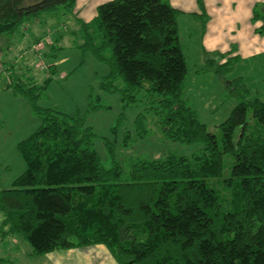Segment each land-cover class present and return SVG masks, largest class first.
<instances>
[{
    "label": "trees",
    "instance_id": "trees-1",
    "mask_svg": "<svg viewBox=\"0 0 264 264\" xmlns=\"http://www.w3.org/2000/svg\"><path fill=\"white\" fill-rule=\"evenodd\" d=\"M76 1L0 0V42L73 17ZM179 16L166 0H112L88 23L75 18L67 46L65 23L48 27L54 35L39 54L49 62L42 82L30 64H2L0 91L24 100L39 125L16 147L24 172L9 188L0 186V239L21 238L32 257L103 246L116 264H264V101L245 96L219 126L220 138L209 133L182 97L187 71ZM251 23L264 37V5L253 8ZM65 49L90 51L106 67L96 89L117 94L122 108L111 136L135 108L139 139L156 131L170 143L200 147L190 155L119 162L115 139L101 138L102 159L84 120L109 108L101 96L89 89L82 116L39 105ZM232 50L204 52L206 63L219 72L236 59ZM132 144L126 131L121 147Z\"/></svg>",
    "mask_w": 264,
    "mask_h": 264
},
{
    "label": "rangeland",
    "instance_id": "rangeland-1",
    "mask_svg": "<svg viewBox=\"0 0 264 264\" xmlns=\"http://www.w3.org/2000/svg\"><path fill=\"white\" fill-rule=\"evenodd\" d=\"M75 18L77 17L74 13L73 17L67 20L59 16L52 19L44 28L35 26L9 42H0V73L5 74L3 63H8L7 66L5 65L6 68L12 63L17 66L27 63L32 67L38 81L42 82L46 65L49 62L42 60L39 54L43 53L42 45L50 42L54 35V31L47 34L46 30L48 27H56L65 23L63 27L67 29V32L64 28L65 40L63 43L67 46V41H71V32L77 25ZM178 23L179 45L186 61L187 71L182 97L188 101L198 121L206 126L209 133L219 139V126L229 117L234 107L245 99V96L247 100L264 101V53H259L256 50L258 52L255 56L244 57L240 52L238 54L236 46H234L231 48L233 49L231 56L236 59L230 60L219 72H215L216 64L211 66L206 63L207 57L204 52L208 53L205 48L207 44L200 32L194 30L192 21H183L179 18ZM254 35L255 47L260 48V44L264 46V37L256 35L255 30ZM37 38L42 40L38 46L35 42ZM244 44L249 45L247 42ZM236 45L238 47L239 44ZM225 62L224 59L220 64ZM56 63V75L46 90V98L39 105L45 108L59 109L70 116L75 114L82 116L87 111L89 89L101 96L102 105L109 108L101 109L99 112H90L84 116V120L85 125L91 127L97 136L94 148L102 159H105V152L101 138H108L110 141L115 139L117 143L116 155L119 162L132 156L156 160L168 152L190 155L200 147L197 144L185 146L179 143H170L161 139L160 133L156 131L144 139H139L133 130V121L138 114V110L135 108L124 112V120L119 125L116 136H111L110 129L114 127L118 116L122 113V108L117 94L107 95L96 89L98 79L107 73L106 67L98 63L90 51L81 52L79 49L63 50L57 56ZM60 64L62 65L59 66ZM62 74H65L64 78H60ZM236 79H239V87ZM233 81L235 83L229 87ZM2 83L3 79H0V87ZM239 88H245L246 93L240 91ZM9 97L10 101L7 105L5 102H0V186L4 189L9 188L11 183L25 170L16 147L28 133L34 131L36 126L33 130L30 128L32 122L36 124L37 121L31 116L29 106L26 108L24 100L15 99L11 95ZM13 100H21L25 104L19 106ZM126 131L130 133L133 144L124 148L121 147V143ZM227 175L228 171L224 177ZM217 182L215 181L213 185ZM12 239L18 245L16 250L22 256V263L30 262L25 258V255L31 252V247L19 237Z\"/></svg>",
    "mask_w": 264,
    "mask_h": 264
},
{
    "label": "crops",
    "instance_id": "crops-1",
    "mask_svg": "<svg viewBox=\"0 0 264 264\" xmlns=\"http://www.w3.org/2000/svg\"><path fill=\"white\" fill-rule=\"evenodd\" d=\"M109 1L112 0H77L74 14L80 21L88 23L95 17L97 7ZM166 1L173 9L180 12L178 19L192 21L194 30L200 32L204 37L203 39L207 44L205 48L208 53L219 52L225 54L230 52L234 46H236L238 54L240 52L244 57L255 56L258 51L264 53L262 44H260V48H256L254 45L256 43L254 30L259 27V24L253 25L251 23L253 8L264 3V0H201L202 7H200L197 0ZM202 14H205L208 18L207 21L204 22L200 17ZM76 27L73 31L76 30ZM65 31L67 32L66 28ZM244 42L249 43V45L246 46ZM237 43L239 44L238 47ZM64 77L65 74H62L60 78ZM9 96V94L0 91V102H5L7 105L10 101ZM14 102L19 106L25 104L21 100ZM26 108H28L27 103ZM27 116L29 117L28 112ZM36 124L32 122L30 130H33L35 126L37 128L39 125L37 121ZM34 131L28 133L25 138L29 137ZM14 241L12 238L0 239V264H116L103 246L55 251L42 257H32L30 252L25 255V258L30 262L22 263V256L16 250L18 245Z\"/></svg>",
    "mask_w": 264,
    "mask_h": 264
}]
</instances>
